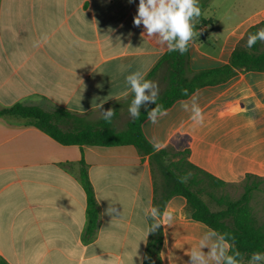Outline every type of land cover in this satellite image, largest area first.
<instances>
[{
    "label": "crops",
    "instance_id": "obj_1",
    "mask_svg": "<svg viewBox=\"0 0 264 264\" xmlns=\"http://www.w3.org/2000/svg\"><path fill=\"white\" fill-rule=\"evenodd\" d=\"M138 4L0 0V109L59 108L90 121L112 109V127L125 131L134 98L126 76L140 70L146 79L170 51L142 36L143 25H134ZM208 20L212 25L194 30L189 42L193 72L228 64L250 28L264 21V4L240 16L223 39L214 38ZM150 81L161 87L162 96L165 74ZM194 93L203 125L194 127L180 107L193 94L176 101L157 123L143 122L152 154L134 146H66L22 121L0 120V258L8 264H144L149 243L160 232L161 264H187L186 253L210 227L192 218L185 197L166 199L154 156L166 150V159L176 161L188 150L192 165L231 186L241 187L247 176L264 179V71H238ZM82 162L100 209L92 237ZM110 203L120 216L106 214ZM149 207L170 210L171 226L147 235Z\"/></svg>",
    "mask_w": 264,
    "mask_h": 264
},
{
    "label": "trees",
    "instance_id": "obj_2",
    "mask_svg": "<svg viewBox=\"0 0 264 264\" xmlns=\"http://www.w3.org/2000/svg\"><path fill=\"white\" fill-rule=\"evenodd\" d=\"M206 0H199L201 15L193 21L194 30L207 28L212 21L204 18ZM264 29V21L250 28L246 38L235 48L228 64L214 69L193 72L190 69V49L181 54L179 51H169L160 60L146 80L155 78L159 73L165 74L167 88L156 104L169 109L176 101L190 97L198 89L228 81L238 71H264V42L257 41L251 48L247 46L248 37ZM187 89V95L184 90ZM155 107L140 111V116L133 119L123 132H117L111 121L103 118L90 121L84 116L73 114L65 109L46 111L37 106L16 104L10 108L0 109V120L22 121L25 126L35 127L56 142L66 146H89L111 148L134 146L147 154L154 153L153 147L142 132V124L148 119L147 112ZM170 153L166 150L158 152L154 160L163 174L166 185V199L183 196L192 208V218L206 224L219 233L230 234L233 245L232 251H239L245 264L255 252L264 253V227L254 216L251 201L257 185L253 181L262 178L247 176L243 182L244 193L236 200L216 198V193L228 188L229 184L213 177L205 171L195 167L189 161V151L180 154L176 161L166 159ZM176 154H173V158ZM80 179L87 196V232L92 237L98 225L99 205L90 182L85 163L82 162ZM191 173L186 183L179 178ZM251 181L252 183H249ZM204 197L211 198L220 207L213 211ZM162 245L161 233L149 243V256L144 264H161L160 249ZM229 254H232L231 252ZM0 264H8L0 258Z\"/></svg>",
    "mask_w": 264,
    "mask_h": 264
},
{
    "label": "clouds",
    "instance_id": "obj_3",
    "mask_svg": "<svg viewBox=\"0 0 264 264\" xmlns=\"http://www.w3.org/2000/svg\"><path fill=\"white\" fill-rule=\"evenodd\" d=\"M131 2V0H129ZM201 9L199 0H139L137 14L133 23L139 27L143 25L146 38L155 42L160 47H166L170 51H179L184 54L188 51L189 42L195 35L193 21L199 18ZM264 42V29L248 37L247 46L251 48L257 41ZM126 69L121 66V71ZM145 72L137 70L126 76V83L130 86L134 98L129 106V114L135 120L140 116V108L147 103L155 104V107L147 112L150 123L155 124L159 117L167 115V110L162 105L156 104L159 94L158 85L145 79ZM187 95V89L184 90ZM123 95L127 96L128 92ZM180 107L190 113V120L193 126H201L205 121L203 109L198 103V95L193 93L191 98L180 102ZM115 111L108 109L102 111V118L111 121ZM154 146L158 147V144ZM191 173L179 178L181 183H186ZM110 203L106 210L107 215L120 216L121 212ZM146 219L150 220L146 228V234L156 231L161 225L171 226L173 213L165 210L163 213L156 207H149L144 210ZM230 234L219 233L208 228L200 237L196 246L192 247L186 255L189 256L187 264H244L239 251H232ZM207 249V252L204 251ZM232 254H229V253ZM248 264H264V253L255 252L252 254Z\"/></svg>",
    "mask_w": 264,
    "mask_h": 264
},
{
    "label": "rangeland",
    "instance_id": "obj_4",
    "mask_svg": "<svg viewBox=\"0 0 264 264\" xmlns=\"http://www.w3.org/2000/svg\"><path fill=\"white\" fill-rule=\"evenodd\" d=\"M264 4V0H209L205 10L203 11L204 18L213 20V27L215 29L214 38L223 39L226 34V29L239 20L240 16H249L252 11ZM226 15V16H224ZM159 88V86H158ZM161 87L159 88V92ZM161 95L158 94L156 103ZM153 103L143 105L142 110L149 109ZM257 185V189L253 193L251 206L253 214L258 220L259 224L264 227V179L253 181ZM249 183H252L249 181ZM244 186L236 187L229 186L228 188L216 193V198H229L232 201L238 200L244 193ZM204 200L210 205L213 211H218L220 207L211 198L204 197Z\"/></svg>",
    "mask_w": 264,
    "mask_h": 264
}]
</instances>
